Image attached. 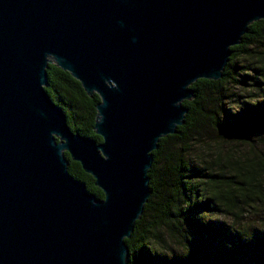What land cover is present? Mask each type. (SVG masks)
Wrapping results in <instances>:
<instances>
[{
	"label": "water",
	"instance_id": "95a60500",
	"mask_svg": "<svg viewBox=\"0 0 264 264\" xmlns=\"http://www.w3.org/2000/svg\"><path fill=\"white\" fill-rule=\"evenodd\" d=\"M259 20L264 0H0V264H128L153 152ZM49 64L99 97L101 142L50 99Z\"/></svg>",
	"mask_w": 264,
	"mask_h": 264
},
{
	"label": "trees",
	"instance_id": "16d2710c",
	"mask_svg": "<svg viewBox=\"0 0 264 264\" xmlns=\"http://www.w3.org/2000/svg\"><path fill=\"white\" fill-rule=\"evenodd\" d=\"M218 80L191 85L183 125L163 137L150 197L125 243L128 264H264V21L253 22ZM47 92L70 129L91 138L99 97L49 64ZM68 171L97 199L79 163Z\"/></svg>",
	"mask_w": 264,
	"mask_h": 264
}]
</instances>
